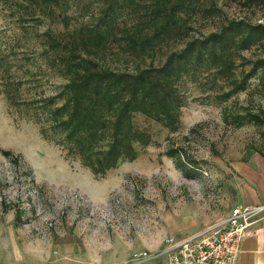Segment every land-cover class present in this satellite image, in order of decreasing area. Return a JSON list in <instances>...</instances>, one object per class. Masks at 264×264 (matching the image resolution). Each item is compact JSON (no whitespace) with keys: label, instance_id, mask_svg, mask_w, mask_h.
I'll return each mask as SVG.
<instances>
[{"label":"rangeland","instance_id":"obj_1","mask_svg":"<svg viewBox=\"0 0 264 264\" xmlns=\"http://www.w3.org/2000/svg\"><path fill=\"white\" fill-rule=\"evenodd\" d=\"M208 1L218 11L188 24L195 37L233 19L264 25V7ZM47 27L55 26L33 20L22 25V0H0V264H127L134 252L157 253L165 240L224 219L234 207L236 166L264 150V94L257 77L223 103L215 93L226 84L211 76L187 78L178 129L135 115V126L150 134L151 143L136 148L134 161L95 178L42 139L22 107V99L55 94L64 84L38 55L36 35ZM262 53L253 48L241 55L252 62ZM246 60L237 61L239 74L250 70ZM249 113L262 124L248 122ZM170 148L194 162V178L175 168L165 155Z\"/></svg>","mask_w":264,"mask_h":264},{"label":"trees","instance_id":"obj_2","mask_svg":"<svg viewBox=\"0 0 264 264\" xmlns=\"http://www.w3.org/2000/svg\"><path fill=\"white\" fill-rule=\"evenodd\" d=\"M228 1L264 7V0ZM209 2L22 0V25L33 20L39 27L55 26L37 33L38 55L64 81L55 94L22 99L42 139L100 178L120 162L134 161L136 148L151 143L150 134L135 126V115L171 132L178 129L187 78L211 76L215 84H226L215 93L219 103L245 91L253 77L264 94V25L233 19L195 37L188 24L200 15L216 16V3ZM253 48L263 53L250 62L241 54ZM238 60L251 64L247 73L239 74ZM247 116L255 125L263 122L258 115ZM255 152L264 157V150ZM165 155L184 178L196 176L194 162L179 149Z\"/></svg>","mask_w":264,"mask_h":264},{"label":"built area","instance_id":"obj_3","mask_svg":"<svg viewBox=\"0 0 264 264\" xmlns=\"http://www.w3.org/2000/svg\"><path fill=\"white\" fill-rule=\"evenodd\" d=\"M264 221V205L234 206L217 223L179 240H165L164 248L154 254L134 252L127 264L164 257L166 264H236L242 241L253 235Z\"/></svg>","mask_w":264,"mask_h":264},{"label":"crops","instance_id":"obj_4","mask_svg":"<svg viewBox=\"0 0 264 264\" xmlns=\"http://www.w3.org/2000/svg\"><path fill=\"white\" fill-rule=\"evenodd\" d=\"M236 173L234 206L264 205V157L256 152L250 154L246 161L238 163ZM142 264H166V259L159 257ZM236 264H264V221L255 228L253 235L242 241Z\"/></svg>","mask_w":264,"mask_h":264}]
</instances>
